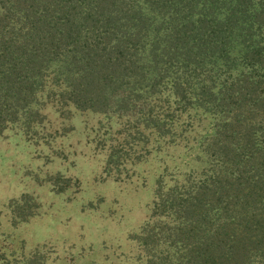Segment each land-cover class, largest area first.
Listing matches in <instances>:
<instances>
[{
	"label": "trees",
	"instance_id": "obj_1",
	"mask_svg": "<svg viewBox=\"0 0 264 264\" xmlns=\"http://www.w3.org/2000/svg\"><path fill=\"white\" fill-rule=\"evenodd\" d=\"M84 127L98 177L147 175L128 264H264V0H0V136L65 191L51 155ZM35 206L8 199L10 227ZM17 242L0 264L57 256Z\"/></svg>",
	"mask_w": 264,
	"mask_h": 264
},
{
	"label": "rangeland",
	"instance_id": "obj_2",
	"mask_svg": "<svg viewBox=\"0 0 264 264\" xmlns=\"http://www.w3.org/2000/svg\"><path fill=\"white\" fill-rule=\"evenodd\" d=\"M86 120L93 122L90 116ZM74 135L76 141L66 140L65 150L62 148L65 159L51 155V160H73L66 167L70 181L65 191L59 187L61 182L48 185L50 172L32 177L41 165L33 160H49L43 159L45 151L33 152L15 145L14 136H0V252L22 240L24 251L37 244L52 247L57 256L50 255L54 256L50 264H68L63 256L69 251L74 255L72 264H96L104 253L108 255L105 264L117 260L128 264V235L144 220L151 199L147 175L135 172L116 182L98 177L103 151L96 143L97 132L84 127ZM49 167L41 166L42 170ZM24 193L33 197L36 206L30 216L11 228L9 208L4 206L8 199Z\"/></svg>",
	"mask_w": 264,
	"mask_h": 264
}]
</instances>
